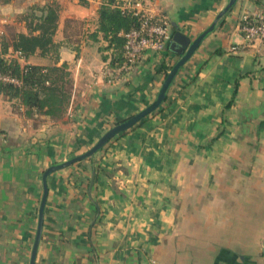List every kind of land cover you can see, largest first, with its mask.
<instances>
[{
    "label": "crops",
    "instance_id": "crops-1",
    "mask_svg": "<svg viewBox=\"0 0 264 264\" xmlns=\"http://www.w3.org/2000/svg\"><path fill=\"white\" fill-rule=\"evenodd\" d=\"M53 1L58 59L18 61L67 64L71 98L52 118L0 95V264L30 262L45 170L151 104L180 59L171 38L109 81L113 51L89 37L102 0H0V31L28 33L22 14ZM139 1L168 20L172 36L192 40L228 2ZM244 13L264 14V0L236 2L158 109L49 175L35 264H264V44L243 37ZM70 19L87 22L74 29Z\"/></svg>",
    "mask_w": 264,
    "mask_h": 264
},
{
    "label": "trees",
    "instance_id": "trees-1",
    "mask_svg": "<svg viewBox=\"0 0 264 264\" xmlns=\"http://www.w3.org/2000/svg\"><path fill=\"white\" fill-rule=\"evenodd\" d=\"M9 1L4 0L6 3ZM117 4H122V1L102 0L96 28L89 34L93 40H97L101 35L108 42L104 49L113 51L112 66L118 65L124 59V33L137 27L140 22L138 16L123 11ZM33 7L40 10L41 14L37 15L32 11L22 17L28 33L17 32L9 37L4 34L1 47L4 51L9 48L20 50L25 58L39 52L41 55L58 59L61 44L54 41L59 21L58 4L50 2L44 6ZM76 49L78 50V47ZM0 70L22 80L20 86L0 82V95L18 100L20 105L27 107L28 115H32L34 111L52 118L64 115L73 87L67 64L22 66L17 59L6 60L0 57Z\"/></svg>",
    "mask_w": 264,
    "mask_h": 264
},
{
    "label": "built area",
    "instance_id": "built-area-1",
    "mask_svg": "<svg viewBox=\"0 0 264 264\" xmlns=\"http://www.w3.org/2000/svg\"><path fill=\"white\" fill-rule=\"evenodd\" d=\"M123 11L139 17L140 22L137 27L124 33L125 44L123 48V61L114 67H106L109 81L119 79L128 73L133 65L140 59L141 55L149 49L156 48L159 44L169 41L172 38L170 25L166 18L159 15H151L146 12L139 0L122 2L117 4ZM240 32L248 43L262 42L264 44V14L244 13L239 24ZM4 31H0V57L6 60H25V56L20 50L9 48L7 51L1 47ZM234 50L238 49L236 46ZM0 82L10 83L20 86L22 80L10 73L0 70Z\"/></svg>",
    "mask_w": 264,
    "mask_h": 264
},
{
    "label": "water",
    "instance_id": "water-1",
    "mask_svg": "<svg viewBox=\"0 0 264 264\" xmlns=\"http://www.w3.org/2000/svg\"><path fill=\"white\" fill-rule=\"evenodd\" d=\"M238 0H228L227 4L224 6L223 9L217 14L213 22L203 30L195 39H191L190 37L186 36L181 32H175L172 36V41L170 43V49L177 54L180 55V59L173 65L170 71L167 73L166 78L162 84V87L157 95V98L149 104L147 107L142 109L140 112L134 114L133 116L127 118L126 120L116 124L107 132H105L99 140L91 146L85 152L75 155L65 161L58 162L52 164L48 167L44 174H43V195L41 198L40 206H39V213H38V227L35 235V239L33 242L32 252H31V259L29 264H35L38 246L40 243V239L42 236V229L44 223V213L45 207L48 197V177L51 173L68 167L76 162L85 160L98 151L102 150L106 144L114 138L116 135L130 129L139 121H141L144 117L158 109L163 102L167 98L168 91L170 89L171 84L173 83L176 75L180 71V69L184 66V64L191 58V56L196 52L200 44L204 41V39L211 34L220 24V22L224 19V17L232 10Z\"/></svg>",
    "mask_w": 264,
    "mask_h": 264
},
{
    "label": "rangeland",
    "instance_id": "rangeland-1",
    "mask_svg": "<svg viewBox=\"0 0 264 264\" xmlns=\"http://www.w3.org/2000/svg\"><path fill=\"white\" fill-rule=\"evenodd\" d=\"M3 1V0H2ZM54 2V1H53ZM37 5V4H36ZM35 5V7H37ZM34 7L32 6V7H30L29 8V10L27 11V13L29 12H32V11H34V13L35 14H37V15H40L41 14V11L40 10H38L37 8L36 9H33ZM26 12L24 13V14H22L23 16H25L26 14H27ZM24 20V19H23ZM86 22L87 21H85V24H86ZM90 23L92 24V27L94 26V21H90ZM85 25L84 23H83V21H80V20H77V19H70V22H68V26L70 25V26H74V29H77V26H80V25ZM83 27V26H82ZM96 28V27H95ZM4 33H5V31H4ZM2 57V56H1ZM54 57V56H53ZM5 59V58H4ZM53 59H55V58H53ZM114 67V66H112V65H109V64H106L105 65V67H104V71H106V67ZM110 68V69H111ZM68 69H69V67H68ZM69 71H70V69H69ZM70 73H71V71H70ZM106 74H108V71H106ZM71 92H72V89H71Z\"/></svg>",
    "mask_w": 264,
    "mask_h": 264
}]
</instances>
